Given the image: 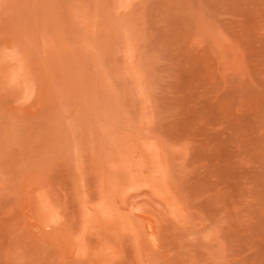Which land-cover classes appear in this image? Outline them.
<instances>
[{"label": "rangeland", "instance_id": "1", "mask_svg": "<svg viewBox=\"0 0 264 264\" xmlns=\"http://www.w3.org/2000/svg\"><path fill=\"white\" fill-rule=\"evenodd\" d=\"M0 264H264V0H0Z\"/></svg>", "mask_w": 264, "mask_h": 264}]
</instances>
